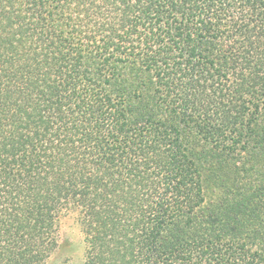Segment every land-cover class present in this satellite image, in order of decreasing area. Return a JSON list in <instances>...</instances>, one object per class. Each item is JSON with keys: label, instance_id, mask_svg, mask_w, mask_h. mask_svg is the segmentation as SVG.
Returning a JSON list of instances; mask_svg holds the SVG:
<instances>
[{"label": "trees", "instance_id": "1", "mask_svg": "<svg viewBox=\"0 0 264 264\" xmlns=\"http://www.w3.org/2000/svg\"><path fill=\"white\" fill-rule=\"evenodd\" d=\"M264 264V0H0V264Z\"/></svg>", "mask_w": 264, "mask_h": 264}, {"label": "rangeland", "instance_id": "2", "mask_svg": "<svg viewBox=\"0 0 264 264\" xmlns=\"http://www.w3.org/2000/svg\"><path fill=\"white\" fill-rule=\"evenodd\" d=\"M58 236V247L45 264H86L87 244L79 213L69 211L61 216Z\"/></svg>", "mask_w": 264, "mask_h": 264}]
</instances>
